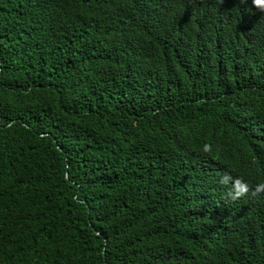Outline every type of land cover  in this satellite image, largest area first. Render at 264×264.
Here are the masks:
<instances>
[{
	"label": "trees",
	"instance_id": "1",
	"mask_svg": "<svg viewBox=\"0 0 264 264\" xmlns=\"http://www.w3.org/2000/svg\"><path fill=\"white\" fill-rule=\"evenodd\" d=\"M260 183L263 10L0 0V264H264Z\"/></svg>",
	"mask_w": 264,
	"mask_h": 264
},
{
	"label": "clouds",
	"instance_id": "2",
	"mask_svg": "<svg viewBox=\"0 0 264 264\" xmlns=\"http://www.w3.org/2000/svg\"><path fill=\"white\" fill-rule=\"evenodd\" d=\"M242 2L244 4H248L251 7H254L255 10H263L264 11V0H236V2ZM232 178L228 175H225L221 178L222 184H228ZM249 190V186L246 182H243L240 179H236L234 181V191H230L229 195L233 200L239 199L241 196L246 194ZM257 193L264 192V183H260L256 186Z\"/></svg>",
	"mask_w": 264,
	"mask_h": 264
}]
</instances>
